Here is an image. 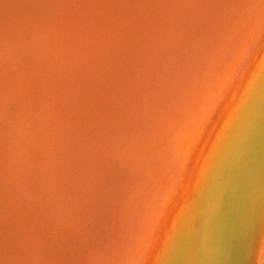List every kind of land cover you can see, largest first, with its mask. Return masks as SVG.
<instances>
[{"label":"bare ground","instance_id":"6f19581e","mask_svg":"<svg viewBox=\"0 0 264 264\" xmlns=\"http://www.w3.org/2000/svg\"><path fill=\"white\" fill-rule=\"evenodd\" d=\"M263 17L264 0H0V264L228 256L225 183L211 213V170L185 210ZM263 246L264 233L257 264Z\"/></svg>","mask_w":264,"mask_h":264},{"label":"water","instance_id":"95a60500","mask_svg":"<svg viewBox=\"0 0 264 264\" xmlns=\"http://www.w3.org/2000/svg\"><path fill=\"white\" fill-rule=\"evenodd\" d=\"M260 26L264 28V17ZM219 40L217 39L216 42L218 43ZM238 43L237 38L223 41V44L228 45L233 53ZM193 44H195L194 41ZM250 44L251 40L247 45ZM253 46L252 44L249 46L248 55H244L241 65L243 67L237 73L235 68L232 79H230L231 72L226 74L228 80L230 79L227 81L233 96L228 101L230 112L225 114L228 110L225 105L221 111L222 116L218 117L219 120L211 128L213 133L211 146L199 170L201 183L193 187L191 204L185 210L186 212L191 211L195 206L200 207L201 200L198 196L210 170L211 190L207 192L211 193V213L215 209L217 193L220 194L222 185L225 183L223 192L228 205L223 217L226 222V232L221 236L225 237L224 247L228 244L230 248L228 256H223L225 250L222 249V255L216 261L217 264H257L264 233V210L258 209L262 213L257 210L259 203L264 209V39L257 45L255 56L248 58L253 51ZM239 60H242V57ZM227 61L226 71L231 66L233 58H228ZM243 72L244 75L241 76ZM227 83L223 82L219 86V93L215 95V98L226 89ZM208 95L209 93H206L202 96L204 99H200V105L196 106L192 113L196 114L201 106L206 107L205 105L209 104L213 94L211 93L210 97ZM215 98H212L211 102ZM193 119L191 116L188 121ZM196 188H198L197 191ZM215 216L211 214V221L206 227L207 232L201 230L200 233L201 242L206 245L215 240L213 233L218 218L217 212ZM184 225L183 220L180 219L176 226L177 233L181 231L183 236H185ZM238 231L241 240L239 238L235 241ZM185 237L191 239L192 234ZM236 245L238 246L232 254V248Z\"/></svg>","mask_w":264,"mask_h":264},{"label":"rangeland","instance_id":"374dc122","mask_svg":"<svg viewBox=\"0 0 264 264\" xmlns=\"http://www.w3.org/2000/svg\"><path fill=\"white\" fill-rule=\"evenodd\" d=\"M261 264H264V246H263V250H262Z\"/></svg>","mask_w":264,"mask_h":264}]
</instances>
